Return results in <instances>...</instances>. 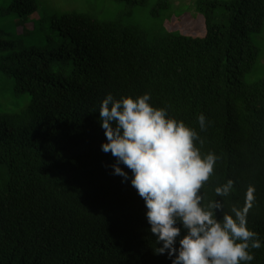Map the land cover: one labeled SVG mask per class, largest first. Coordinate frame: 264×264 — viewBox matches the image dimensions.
Instances as JSON below:
<instances>
[{
  "label": "trees",
  "instance_id": "obj_1",
  "mask_svg": "<svg viewBox=\"0 0 264 264\" xmlns=\"http://www.w3.org/2000/svg\"><path fill=\"white\" fill-rule=\"evenodd\" d=\"M195 6L206 23L200 37L148 35L76 11L40 15L36 0H3V13L19 19L0 28V75L16 89L0 106V264H172L154 252L131 170L120 164L126 181L114 174L116 158L102 151L99 108L109 93H147L197 131L201 153L218 157L205 203L222 199L230 212L254 187L247 226L261 247L247 264H264V77L245 81L260 58L251 35L264 31V0ZM229 179L231 194L217 197Z\"/></svg>",
  "mask_w": 264,
  "mask_h": 264
},
{
  "label": "clouds",
  "instance_id": "obj_2",
  "mask_svg": "<svg viewBox=\"0 0 264 264\" xmlns=\"http://www.w3.org/2000/svg\"><path fill=\"white\" fill-rule=\"evenodd\" d=\"M150 95H106L99 108V119L106 142L104 153L117 163L114 174L131 185L145 201L150 231L156 237V254L167 252L172 264H247L254 259L250 249L261 247L257 233L247 226L255 189L249 186L243 207L225 211L222 199L209 200L201 189L214 173L218 157L202 154L198 133L183 121L169 117L165 108L154 107ZM201 130L206 127L203 114L198 117ZM229 179L215 188L217 197L231 194ZM183 230V234H182ZM178 241V247H177Z\"/></svg>",
  "mask_w": 264,
  "mask_h": 264
},
{
  "label": "rangeland",
  "instance_id": "obj_3",
  "mask_svg": "<svg viewBox=\"0 0 264 264\" xmlns=\"http://www.w3.org/2000/svg\"><path fill=\"white\" fill-rule=\"evenodd\" d=\"M36 1L40 15H61L76 11L99 21L134 27L148 35L154 32H171L200 37L206 33L204 14L196 9V0H144L141 4H129L125 0ZM2 3L3 0H0V28L12 31L19 17L15 13H3ZM31 32L34 34L32 28ZM251 40L259 48L260 58L252 71L246 75V82L264 77V31L252 34ZM15 90L13 79L0 75V106L10 103V93ZM0 174V182H3L2 172Z\"/></svg>",
  "mask_w": 264,
  "mask_h": 264
}]
</instances>
